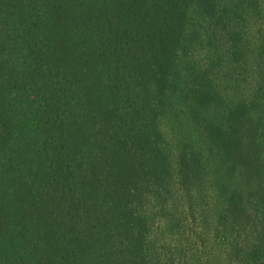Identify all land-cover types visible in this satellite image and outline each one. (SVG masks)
Returning <instances> with one entry per match:
<instances>
[{"label":"trees","instance_id":"1","mask_svg":"<svg viewBox=\"0 0 264 264\" xmlns=\"http://www.w3.org/2000/svg\"><path fill=\"white\" fill-rule=\"evenodd\" d=\"M25 17L22 68L3 56ZM0 18V78L40 123L19 142L0 101V264H264V0H0Z\"/></svg>","mask_w":264,"mask_h":264},{"label":"rangeland","instance_id":"2","mask_svg":"<svg viewBox=\"0 0 264 264\" xmlns=\"http://www.w3.org/2000/svg\"><path fill=\"white\" fill-rule=\"evenodd\" d=\"M4 21L5 18H0V23H4ZM18 21L30 22L31 18H19L17 19V22H9L10 27H8L12 32H9L10 41L8 40L7 45H5V49L8 50L5 52L6 55L1 56L6 57L7 60L13 62L14 65L25 68L29 60L26 50V41L27 38L29 39L32 37V33L27 29L28 25H22ZM0 26L2 28L3 26L6 28V25L0 24ZM2 33L3 36H0V41L2 40L1 42H4L8 36L5 35V31ZM39 35L42 36L43 33H39ZM11 46H13L14 50H11ZM0 48L3 49V47ZM3 57H0V59ZM4 80L6 79L0 78V101L5 104L7 103L6 106L12 110V114L16 119L14 125L12 126V130L17 132V140H19V142H29L32 136L34 137L40 129V123L38 122L37 116L35 114L33 103L31 102L30 97L26 95V91L18 92L12 86L10 87L9 84H6V81L4 83ZM3 92H5L6 95H1ZM5 98H7V100H5ZM24 171H26V169H24ZM9 185V181H7V186ZM163 242L164 241H162L160 245H162ZM18 248H20V245ZM0 261L2 260L0 259Z\"/></svg>","mask_w":264,"mask_h":264}]
</instances>
